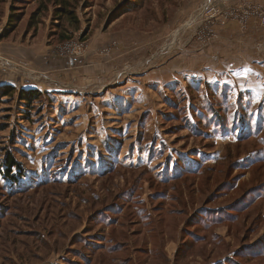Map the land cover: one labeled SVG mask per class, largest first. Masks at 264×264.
Segmentation results:
<instances>
[{
    "label": "rangeland",
    "instance_id": "374dc122",
    "mask_svg": "<svg viewBox=\"0 0 264 264\" xmlns=\"http://www.w3.org/2000/svg\"><path fill=\"white\" fill-rule=\"evenodd\" d=\"M11 10L0 87L44 94L0 98V264H264V0Z\"/></svg>",
    "mask_w": 264,
    "mask_h": 264
},
{
    "label": "trees",
    "instance_id": "16d2710c",
    "mask_svg": "<svg viewBox=\"0 0 264 264\" xmlns=\"http://www.w3.org/2000/svg\"><path fill=\"white\" fill-rule=\"evenodd\" d=\"M13 7L14 6L12 5L11 6L12 10H13ZM54 9H55L54 15L56 14V18H57L56 19L57 20L56 23L58 24V25H56L57 27H61V25H59V24L61 23L63 18L66 20L67 23H69V25L72 24V23H70L71 21L73 23L79 25V22H78L77 18L75 17L73 11L66 7V3H63V2L61 3V1H60L59 3L56 4V7ZM12 10L8 14L7 22L0 32V40L7 38L15 30V26H16V22L18 21V14L19 13H14V11H12ZM61 28H62V30H64L61 32L67 33L64 25H62ZM61 38L63 39L62 41L68 39L65 36L64 37L62 36ZM14 92H17V98H18L19 102L24 104L27 107H30L31 104L35 100H37L42 94H44L42 91H40L36 88L16 89L14 86H2V87H0V98L11 96ZM3 166H4L3 175L5 177H7L9 180H11V182H15L16 181V175L12 174L11 171L13 168H16L17 172H18L17 175L21 174L22 171L20 169L19 163L14 159V157L7 154L5 156Z\"/></svg>",
    "mask_w": 264,
    "mask_h": 264
},
{
    "label": "bare ground",
    "instance_id": "6f19581e",
    "mask_svg": "<svg viewBox=\"0 0 264 264\" xmlns=\"http://www.w3.org/2000/svg\"><path fill=\"white\" fill-rule=\"evenodd\" d=\"M0 64L3 65L2 69L5 70V72L8 70V66H9V60L6 58H2L0 57Z\"/></svg>",
    "mask_w": 264,
    "mask_h": 264
},
{
    "label": "snow or ice",
    "instance_id": "6c2138e0",
    "mask_svg": "<svg viewBox=\"0 0 264 264\" xmlns=\"http://www.w3.org/2000/svg\"><path fill=\"white\" fill-rule=\"evenodd\" d=\"M250 71V70H249Z\"/></svg>",
    "mask_w": 264,
    "mask_h": 264
}]
</instances>
